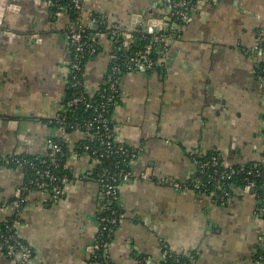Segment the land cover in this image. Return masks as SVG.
I'll return each mask as SVG.
<instances>
[{
	"label": "crops",
	"instance_id": "1",
	"mask_svg": "<svg viewBox=\"0 0 264 264\" xmlns=\"http://www.w3.org/2000/svg\"><path fill=\"white\" fill-rule=\"evenodd\" d=\"M176 1L83 0L77 17L55 10V0H0V222L18 216L33 264H90L99 231L101 188L81 148L88 136L80 130L63 136L49 123L66 109L68 36L77 18L102 47L85 66L92 95L105 85L114 53L105 25H119L126 39L132 26L169 37L157 70L121 76L112 109L116 141L138 156L133 178L119 186L111 264H159L164 245L191 264H257L264 216L252 191L236 190L221 205L176 184H189L197 155L219 153L234 168L262 158L264 90L253 51L264 42V0H192L185 18ZM58 138L72 174L63 199L55 204L31 191L18 208L25 172L10 159L47 156ZM0 264L13 263L0 254Z\"/></svg>",
	"mask_w": 264,
	"mask_h": 264
},
{
	"label": "built area",
	"instance_id": "2",
	"mask_svg": "<svg viewBox=\"0 0 264 264\" xmlns=\"http://www.w3.org/2000/svg\"><path fill=\"white\" fill-rule=\"evenodd\" d=\"M71 8L75 11L78 17L82 9L83 0H69ZM187 2L177 3L175 5L177 14L182 18L186 17L182 11L187 8ZM71 9V10H72ZM60 10H69V8H60ZM70 11V10H69ZM76 17V18H77ZM75 27L68 36L71 48L72 60L70 65L69 83L71 88L80 87L82 81L80 75L83 71V59L89 56H94L100 50V44L94 36L84 27L83 21L75 20ZM106 35L116 39L121 36L125 39L123 44L126 51L129 48L133 33L129 32L126 39V33L117 24L105 25ZM152 39L159 43L160 58L154 60L150 57L152 44H148L143 52L137 53L135 56L123 57L116 52L112 55L111 65L106 74V83L99 91L100 102L93 107L87 103V98H94L96 94L92 95L84 88L77 91L76 95L66 103L65 112L77 109L81 104H85L86 110H93L92 117L84 124V132L91 140L96 142L98 146L85 145L82 151L86 154L95 168L103 166L101 173L98 175V183L101 188V204L99 207V231L96 237L95 244L89 247L91 251L90 264H109L108 248L115 236L117 227L120 222L115 204L119 200V186L122 182L133 178L131 164L136 161L138 153L135 148L121 144L115 139V126L112 128L110 120L107 118L110 107L114 104L115 99L120 94V80L119 75L123 72H135L139 70L149 71L160 66L162 52L166 49L169 41L167 35H159L152 37ZM125 51V52H126ZM254 54L257 56V66L261 73L258 80L263 86L264 90V42L257 44L254 49ZM264 95V94H263ZM264 97V96H263ZM59 119L60 130L65 136L68 131V126L64 118ZM72 131L80 130V127H71ZM63 154L62 146L56 142H51V152L47 156L37 158L38 162L18 161V166L23 168L25 164L35 171V179L28 180L26 177L22 186L18 190L17 207H21L25 203V196L35 189H30L29 186L36 188V191L47 194L51 200L57 204L64 196V185L69 182L66 175L60 176L56 170L60 168L59 156ZM114 159L112 166H107V160ZM264 161V157L261 159ZM106 164V167H104ZM196 172L187 185L176 184L179 189L191 188L198 193L210 197L215 203L226 205L232 200V195L227 192L219 194L223 191V185L226 181L231 179V173L226 165L220 161V157L212 156L207 160L199 159L195 161ZM246 185L241 188L243 192H251L256 190V178L264 176V170L249 171L246 173ZM261 188L264 189V182L261 183ZM257 205V213L264 216V194L259 195ZM1 224H5L2 225ZM19 219L18 216L10 217L3 222H0V254L9 258L13 264H33L34 252L31 246L20 236L18 231ZM262 245V243H261ZM103 247V256H99L100 249ZM264 250V249H263ZM172 259V262H171ZM180 259L170 250L167 245L163 247V257L159 264H178ZM257 264H264V253L258 257ZM143 264V261H142Z\"/></svg>",
	"mask_w": 264,
	"mask_h": 264
},
{
	"label": "trees",
	"instance_id": "3",
	"mask_svg": "<svg viewBox=\"0 0 264 264\" xmlns=\"http://www.w3.org/2000/svg\"><path fill=\"white\" fill-rule=\"evenodd\" d=\"M181 2H188V4H190V6L193 5L192 0H177L176 1V3H181ZM55 5H56L55 10H59L60 8H69L70 12H72L73 14L75 12L71 8L69 0H55ZM184 9L185 8H183L182 11H184ZM187 12H189V8L186 11V13ZM103 32L104 33L106 32L105 29H103ZM132 35H133V37L131 39L132 44L129 45V48L127 51L123 46V44L125 43V39H123L121 36L117 37L116 39H112L110 36L109 38L112 39V42H113V52H116L117 54H119L120 56H123V57H131V56H135L137 53L143 52L145 50L146 46L150 43V44H152V50H151L150 57L154 60H157L160 58V55H159L160 45H159V43L155 42L152 39L151 35L145 34L141 30L134 32ZM101 50H102V47L100 46V50L97 54H95L94 56L88 55L86 58L83 59V71L80 75L82 83H81L79 89L78 88H71V86H70V92H69L66 103L76 95L77 91H81L85 88V86H84V72H85L86 63L91 58L96 57L101 52ZM158 68L159 67H156L153 70H149V72L155 71ZM261 71H262L261 66H260V68L257 67V69H256V78L257 79H258V76L261 73ZM124 73H127V72H123L121 75H119L118 76L119 80ZM100 92L96 93V96L94 98H87V103H90L93 107H96V105L100 102V95H99ZM117 99H118V97L115 99L114 104L110 107L109 112L107 114V118L110 120V124L112 125V128H114V124H113L112 119H111V113H112L113 107L115 106V104L117 102ZM92 114H93L92 109L86 110L85 104H81L77 109H74V110H71L68 112L64 111L59 116H60V118L65 119L66 124L68 126V131H72L71 127L77 126V127H80L81 131L84 132L83 126L92 117ZM49 123L56 126V127H59V128L62 127V125L59 122V119H52L49 121ZM55 141L58 142L63 148V154L59 156V159L61 161L60 162V168L58 170H56V173L59 174L60 176L66 175V176H68V178L70 180V179H72V174L65 167L66 166V159H67V156H66L67 149H66L65 143L60 138L55 139ZM87 144L93 145V146H98V144L96 142H94L93 140H91V138H89V137L82 143V147L87 145ZM212 156L220 157L221 163L223 165H225L220 154L216 153V152H212V153H208V154H204V155H197L195 157V160H199V159L207 160L208 158H210ZM263 157H264V152H263L262 158ZM37 158L38 157H33V158L32 157L31 158L13 157L10 159V163L17 167L19 165L18 161H21V162H24V161L38 162ZM113 160L114 159L107 160V162H106L107 166H109V167L112 166L111 163L114 162ZM106 164L104 167H106ZM24 167H25L24 172H25L26 182L28 180H30V181L34 180L35 179V171L33 169H31L30 167H28L27 164H25ZM102 168H103V166H100V167L95 168V170H94L93 175L95 176L97 182H98V175L101 173ZM228 170L231 173V179H229L228 181L225 182V184L223 185V191H220L218 193L224 194V192H227L230 195H232V197H234L236 195L235 191L241 190V188H243L246 185V182H245V178L247 177L246 173L249 171L264 170V161L262 162L260 160V161H256L254 163H250V164H247L245 166H240V167H236V168L228 167ZM255 180L257 182V187L255 188L256 190L253 193L255 194V196L258 200L259 195L264 194V189L261 188L262 187L261 183L264 182V176L256 178ZM29 187H30V189H35L32 191H36V188H33L31 186H29ZM227 204L228 203H226V205ZM115 207L117 208L118 215L120 216L119 200L115 204ZM259 215L263 216L262 214H259ZM1 225L3 227V225H5V224H1ZM263 249H264V241L262 242V245L260 244L257 247L256 255H255V261H257L258 257L264 253ZM98 254H99V256H103V247L100 249V252ZM175 256H177L180 259V263H178V264H191L190 258L188 256H182V255H177V254H175ZM108 261H109V264H111L110 259H108ZM171 262H172V259H171Z\"/></svg>",
	"mask_w": 264,
	"mask_h": 264
},
{
	"label": "water",
	"instance_id": "4",
	"mask_svg": "<svg viewBox=\"0 0 264 264\" xmlns=\"http://www.w3.org/2000/svg\"><path fill=\"white\" fill-rule=\"evenodd\" d=\"M94 26H97V24H95ZM133 27H134V26H132V27L129 28V32H130V33L133 31ZM156 34H157V36L160 35L159 32H156ZM252 192H255V190H253Z\"/></svg>",
	"mask_w": 264,
	"mask_h": 264
}]
</instances>
